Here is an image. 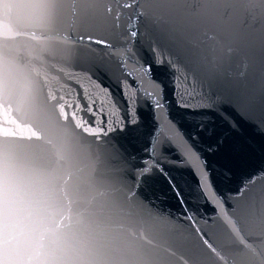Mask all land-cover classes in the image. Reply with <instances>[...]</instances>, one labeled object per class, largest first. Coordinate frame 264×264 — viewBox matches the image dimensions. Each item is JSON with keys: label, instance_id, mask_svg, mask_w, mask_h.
<instances>
[{"label": "snow or ice", "instance_id": "snow-or-ice-1", "mask_svg": "<svg viewBox=\"0 0 264 264\" xmlns=\"http://www.w3.org/2000/svg\"><path fill=\"white\" fill-rule=\"evenodd\" d=\"M0 6L6 13L27 10L28 26L39 30L30 39L47 41L20 48L13 43L20 32L10 25L0 31V264H264V172L226 202L166 111L157 116L165 107L153 92L145 95L153 101L158 126L149 158L134 170L133 179L97 185L77 159L79 142L87 136L106 137L138 123L133 107L138 98L127 90L142 81L124 63L130 50L114 41L126 44L148 27L175 48L173 54L151 45L154 60L157 53H167L180 106L208 111L225 103L235 107L228 90L238 86H244L238 98L242 106L255 110L258 102L264 103V0H0ZM66 30L76 47L60 35ZM92 45L105 49L123 69L127 81L121 89L130 109L126 117L118 116L114 101L111 111L95 102L73 105L58 95L62 85L50 88L32 68L42 56L51 57L49 70L56 65L60 70L48 79L62 80L72 75L64 70L77 52ZM241 56L243 70L232 71ZM141 70L151 71L144 65ZM80 74L111 97L89 73ZM81 111L88 115L80 116ZM254 123L264 130V115ZM166 142L197 174L204 199L213 204L214 213L202 226L187 212L183 221L153 215L136 196L139 182L158 166L157 147ZM193 158L200 162L199 173ZM115 160L117 171L126 174L127 161L118 153ZM185 223L186 228L181 226Z\"/></svg>", "mask_w": 264, "mask_h": 264}, {"label": "water", "instance_id": "water-1", "mask_svg": "<svg viewBox=\"0 0 264 264\" xmlns=\"http://www.w3.org/2000/svg\"><path fill=\"white\" fill-rule=\"evenodd\" d=\"M17 2H23V0H17ZM28 14L27 10L16 8L6 13L0 6V31H3L5 25H10L14 32H20L21 35L13 40V43L20 48L47 42L42 36L39 41L30 39L32 33L39 36V30L28 26L26 19ZM144 32L142 37L130 39L126 44L123 40L114 41L118 47L123 45L130 50L124 63L132 71L133 77L137 81H142L138 88L127 90L128 95L138 98L137 103L133 105L138 116V123L128 125L123 130L110 131L106 137L87 136L82 139L78 145V167L90 172L97 185L134 178V170L142 166L143 160L149 158L147 149L158 126L153 101L151 97L145 95V92L151 91L162 100L165 107L157 111V116L163 117L166 111L168 119L204 161L212 187L227 202L241 185L258 173L264 172V130L254 123L264 115V103L258 102L255 110L242 106L238 98L244 86H238L228 90L229 100L235 103V107L225 103L218 111H208L191 110L180 106L177 102L179 96L174 93V72L166 61L167 53L164 55L157 53L155 60L158 63H155L151 45L155 43L162 50L173 54H175V48L157 30L148 27ZM60 35L68 41L70 47H76L73 41L68 39L67 30ZM72 35L76 34L72 33ZM84 47L87 49L88 46L85 44ZM91 47V50L77 52L71 66L64 70L65 73H72V75L65 74L62 80L60 77H56L53 81L48 79L53 75V71L60 70V65H56L52 71L49 70L54 63L51 57L45 59L42 56L40 61L33 62L32 68L41 72V79L48 83L50 88L57 87V82L62 85L58 95L65 96V99L73 105L95 102L96 107L111 111L112 101H114L120 109L118 116L126 117L130 109L121 89V82L127 81L123 75V69L105 49L97 45ZM241 61L242 56L237 57L231 70L242 71L244 65ZM41 64L49 67L41 69ZM142 65L150 66L151 71L145 74L141 70ZM80 72L89 73L102 88L108 90L111 97L109 98L108 94L94 82L89 83L87 78L81 79ZM248 86H254V82ZM257 95L259 97L262 93L258 91ZM79 115L87 116L88 114L81 111ZM229 120L235 123V127L229 123ZM79 131L76 129V132ZM28 134L25 133V135ZM115 153L127 161L126 174L117 171L119 165L115 160ZM156 159L158 166L139 182L136 192L139 202L144 205L147 212L153 215L170 214L171 217L180 221L184 220L183 214L187 212L202 226L204 220L213 215L214 208L212 203L204 199L197 174L187 164L182 163V156L170 143L166 142L157 147ZM191 163L199 173L200 162L193 158ZM174 188L178 190L182 200L178 198ZM181 226L187 227L186 223Z\"/></svg>", "mask_w": 264, "mask_h": 264}]
</instances>
